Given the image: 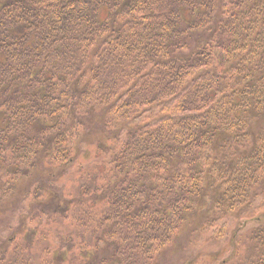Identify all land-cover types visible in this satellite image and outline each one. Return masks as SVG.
Wrapping results in <instances>:
<instances>
[{
	"label": "trees",
	"instance_id": "obj_1",
	"mask_svg": "<svg viewBox=\"0 0 264 264\" xmlns=\"http://www.w3.org/2000/svg\"><path fill=\"white\" fill-rule=\"evenodd\" d=\"M224 240L264 264V0H0V264Z\"/></svg>",
	"mask_w": 264,
	"mask_h": 264
},
{
	"label": "rangeland",
	"instance_id": "obj_2",
	"mask_svg": "<svg viewBox=\"0 0 264 264\" xmlns=\"http://www.w3.org/2000/svg\"><path fill=\"white\" fill-rule=\"evenodd\" d=\"M75 179L70 178L69 182L67 184V187L69 190V193L74 196L75 193ZM27 207H23L20 212L26 213L27 211L25 210ZM19 219V212L14 213V217L12 220H9V224L14 228ZM251 222L246 223L247 228L250 227L248 224ZM52 225H48L46 228H50ZM27 228H31V226H27ZM50 232L53 231V229H48ZM231 230L228 229L226 234H230ZM226 249L225 246V240L223 242H216L213 241L211 243H208L203 246L196 247L192 250H186L183 253H181L178 256L171 257V259H168L167 261L164 262V264H212L213 262H218L222 258L223 251ZM219 255V256H218ZM199 256V257H198ZM215 258L214 261H212V258ZM193 261V262H192ZM192 262V263H191Z\"/></svg>",
	"mask_w": 264,
	"mask_h": 264
}]
</instances>
